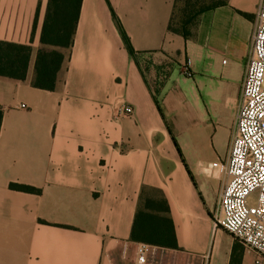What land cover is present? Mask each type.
I'll use <instances>...</instances> for the list:
<instances>
[{"label":"crops","instance_id":"0c3cea01","mask_svg":"<svg viewBox=\"0 0 264 264\" xmlns=\"http://www.w3.org/2000/svg\"><path fill=\"white\" fill-rule=\"evenodd\" d=\"M226 1L184 40L167 31L175 0H82L48 91L31 86L48 0H0V41L31 48L24 80L0 76V264H138L130 231L143 188L165 198L178 246L150 245L145 264H230L235 244L234 264H257L210 216L226 177L197 132L224 103L236 115L251 55L261 0Z\"/></svg>","mask_w":264,"mask_h":264},{"label":"built area","instance_id":"2783aa9c","mask_svg":"<svg viewBox=\"0 0 264 264\" xmlns=\"http://www.w3.org/2000/svg\"><path fill=\"white\" fill-rule=\"evenodd\" d=\"M185 64L183 74L191 77ZM131 106L122 105L119 115L130 116ZM223 174L225 183L218 199L215 225L244 248L264 260V0L257 12L251 55L241 85L235 130ZM150 245L137 247L138 264L146 263Z\"/></svg>","mask_w":264,"mask_h":264},{"label":"trees","instance_id":"16d2710c","mask_svg":"<svg viewBox=\"0 0 264 264\" xmlns=\"http://www.w3.org/2000/svg\"><path fill=\"white\" fill-rule=\"evenodd\" d=\"M178 1L175 0L173 12ZM183 1L184 8L178 26L175 27L173 24L172 12L167 31L181 36L184 40L192 38L193 29L202 13L227 3L226 0H210L209 3ZM81 2L82 0H48L40 33V43L43 47L37 50L34 75L31 81L32 87L48 91L55 89L57 75L64 61V55L58 49H68L72 46ZM111 13L127 54L138 65L139 53L133 49L129 37L112 10ZM242 15L246 18L249 17L247 14ZM30 53L31 48L29 46L0 41V76L24 80ZM154 101L159 113L163 116L156 97ZM1 116L2 111L0 109V124ZM174 144L179 150L175 141ZM10 188L28 193L37 192L33 188L16 184H11ZM130 240L155 247L178 249L173 222L169 217V207L163 196H159V194L152 196L144 188L142 189L133 218ZM236 248L237 244L233 246L230 264H234L236 260Z\"/></svg>","mask_w":264,"mask_h":264},{"label":"rangeland","instance_id":"374dc122","mask_svg":"<svg viewBox=\"0 0 264 264\" xmlns=\"http://www.w3.org/2000/svg\"><path fill=\"white\" fill-rule=\"evenodd\" d=\"M190 1L209 3L210 0H190ZM183 8H184V1L179 0L173 12V24L175 27L178 26ZM147 62L151 63V60L149 61L145 59L144 62H142L143 67H145ZM162 72H164L163 74L168 75V73H170V70H163ZM167 78L168 77L166 76L164 77L163 81L157 80L156 84L164 83V81L167 80ZM232 112H233L232 109L228 105H226V103H224L222 108H220V110L214 114V117L211 116L210 118L211 122L207 125L200 124L198 126V131H197L201 133V136L203 134L204 137L206 136L207 133L208 140L212 142L215 150L222 156V160H221L222 165H224L225 163L227 151L228 148L230 147V143L235 130V116H234L235 114L233 115ZM210 211H211L210 216L215 222V219L218 217V194L211 201ZM239 245L242 247L241 244ZM262 261L264 260H261L260 264L262 263Z\"/></svg>","mask_w":264,"mask_h":264}]
</instances>
